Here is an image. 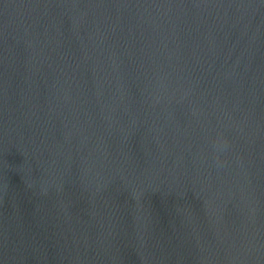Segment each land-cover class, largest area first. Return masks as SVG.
<instances>
[{
  "label": "water",
  "instance_id": "95a60500",
  "mask_svg": "<svg viewBox=\"0 0 264 264\" xmlns=\"http://www.w3.org/2000/svg\"><path fill=\"white\" fill-rule=\"evenodd\" d=\"M0 264H264V0H0Z\"/></svg>",
  "mask_w": 264,
  "mask_h": 264
}]
</instances>
